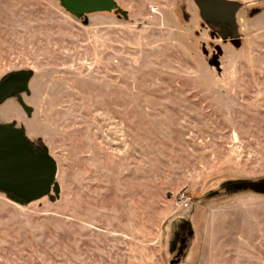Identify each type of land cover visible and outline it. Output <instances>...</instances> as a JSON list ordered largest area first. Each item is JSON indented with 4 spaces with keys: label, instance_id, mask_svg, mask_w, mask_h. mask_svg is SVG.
<instances>
[{
    "label": "rangeland",
    "instance_id": "1",
    "mask_svg": "<svg viewBox=\"0 0 264 264\" xmlns=\"http://www.w3.org/2000/svg\"><path fill=\"white\" fill-rule=\"evenodd\" d=\"M231 1L235 40L192 0H0V80L32 72L0 124L57 166L0 193V264H264V0Z\"/></svg>",
    "mask_w": 264,
    "mask_h": 264
},
{
    "label": "water",
    "instance_id": "2",
    "mask_svg": "<svg viewBox=\"0 0 264 264\" xmlns=\"http://www.w3.org/2000/svg\"><path fill=\"white\" fill-rule=\"evenodd\" d=\"M68 13L81 17L91 12L118 9L115 0H58ZM200 18L209 25L228 28L230 38L237 39L236 14L241 4L231 0H192ZM253 10L251 15L256 13ZM125 15V13H122ZM87 20L84 19V23ZM225 38V35H221ZM209 64L218 68L213 58ZM30 70L8 73L0 80V104L10 96L27 91ZM56 162L45 145L34 146L22 131L0 124V193L20 205H27L46 196L54 185Z\"/></svg>",
    "mask_w": 264,
    "mask_h": 264
},
{
    "label": "flooded vegetation",
    "instance_id": "3",
    "mask_svg": "<svg viewBox=\"0 0 264 264\" xmlns=\"http://www.w3.org/2000/svg\"><path fill=\"white\" fill-rule=\"evenodd\" d=\"M209 25H210L212 28H214V30L217 31L218 34H219L220 36H221V35H225V36H227L228 34H230L228 28H225V27L220 28V26H216V25H214L212 22H210Z\"/></svg>",
    "mask_w": 264,
    "mask_h": 264
},
{
    "label": "built area",
    "instance_id": "4",
    "mask_svg": "<svg viewBox=\"0 0 264 264\" xmlns=\"http://www.w3.org/2000/svg\"><path fill=\"white\" fill-rule=\"evenodd\" d=\"M189 198H187V197H184V198H182L181 199V202L183 203V206L184 207H186L187 205H188V203H189Z\"/></svg>",
    "mask_w": 264,
    "mask_h": 264
}]
</instances>
